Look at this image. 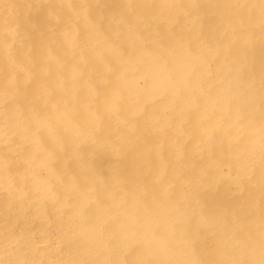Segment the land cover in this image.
Instances as JSON below:
<instances>
[{"label": "bare ground", "instance_id": "bare-ground-1", "mask_svg": "<svg viewBox=\"0 0 264 264\" xmlns=\"http://www.w3.org/2000/svg\"><path fill=\"white\" fill-rule=\"evenodd\" d=\"M262 6L0 0V262H258Z\"/></svg>", "mask_w": 264, "mask_h": 264}, {"label": "snow or ice", "instance_id": "snow-or-ice-1", "mask_svg": "<svg viewBox=\"0 0 264 264\" xmlns=\"http://www.w3.org/2000/svg\"><path fill=\"white\" fill-rule=\"evenodd\" d=\"M262 12H264V6H262ZM262 134V141H261V158L262 162H264V127L261 129ZM261 215L262 219H264V208L261 209ZM0 264H3V262H0ZM8 264H11V262H8ZM140 264H143V262H140ZM230 264H264V234H262L261 243H260V260L257 261H233L230 262Z\"/></svg>", "mask_w": 264, "mask_h": 264}]
</instances>
